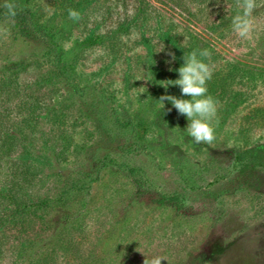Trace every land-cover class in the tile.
I'll list each match as a JSON object with an SVG mask.
<instances>
[{"label": "rangeland", "instance_id": "obj_1", "mask_svg": "<svg viewBox=\"0 0 264 264\" xmlns=\"http://www.w3.org/2000/svg\"><path fill=\"white\" fill-rule=\"evenodd\" d=\"M5 2L0 264H264V0L248 39L236 0ZM197 49L210 145L159 101Z\"/></svg>", "mask_w": 264, "mask_h": 264}, {"label": "clouds", "instance_id": "obj_2", "mask_svg": "<svg viewBox=\"0 0 264 264\" xmlns=\"http://www.w3.org/2000/svg\"><path fill=\"white\" fill-rule=\"evenodd\" d=\"M240 13L232 18L234 33L242 38H250L253 30V12L257 8V0H236ZM10 14H15V5L6 0L3 5ZM69 19L78 20L80 14L74 10H68ZM163 50V49H162ZM175 59L174 53H169ZM211 56L208 49H197L187 54L184 53L183 64L175 69L179 78L166 80L165 89L169 85L179 86L181 97L175 95H162L159 101L164 108V101H169L179 114L186 116L188 136L197 144H211L215 139L213 121L217 114V101L208 94L207 81L211 79L212 72L206 62ZM172 69H170L171 71ZM182 97H190L184 99ZM170 110V109H169ZM163 257L155 256L150 261L144 260V264H161Z\"/></svg>", "mask_w": 264, "mask_h": 264}]
</instances>
